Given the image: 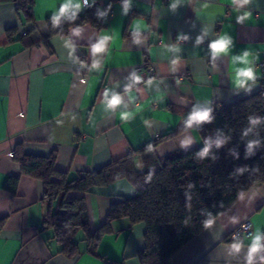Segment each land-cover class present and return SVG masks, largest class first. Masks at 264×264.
Instances as JSON below:
<instances>
[{"label": "crops", "instance_id": "1", "mask_svg": "<svg viewBox=\"0 0 264 264\" xmlns=\"http://www.w3.org/2000/svg\"><path fill=\"white\" fill-rule=\"evenodd\" d=\"M109 1L96 0V3L107 5ZM62 2L34 0L36 22L34 30L25 37L22 30L28 26H23L16 4L11 0L0 1V264H140L134 255L144 246V226L131 225L125 217L111 220L110 232L103 235L92 250H87L84 235L78 233V254L67 257L59 253L55 241L46 240L47 233L40 231L43 216L50 209L42 200L43 184L39 179L23 175L11 152L17 143H21L28 154L47 155L55 151L56 168L72 178L159 139L154 149L158 157L186 152L179 147L185 135L196 139L187 151L196 148L201 139L195 128L165 137L183 126V119L193 104L211 99L215 109L255 93L262 84L259 79L250 94H234L229 80V60L222 58L213 66L207 54L208 40L218 33L228 32L234 38L235 52L251 48L261 58L264 54V0L258 3L254 0L250 6L252 19L245 25L235 23L229 0H187L175 12L168 9L171 0H133L132 9L138 11L133 17H129V13L121 15V1L114 2V15L105 26L81 25V35L73 38L77 45L76 56L85 55L84 60L79 59L90 65L89 42H95L102 30L112 36L109 52L102 57L101 72L80 69L68 59L60 34L47 36L45 19L51 17ZM206 2L208 7L204 8ZM86 10L84 8L79 15ZM139 17L151 25L143 32L148 39L142 45L134 44L131 34L124 35L125 30L130 33L129 26ZM10 28H18V32L13 40L7 41L5 32ZM203 28L208 30L209 36L202 45L194 47ZM180 33L188 34L190 39L179 42L180 53L167 52L161 40L165 44L176 43ZM175 55H179L182 62L173 72L170 61ZM133 70L139 72L145 82L155 77L159 92L156 84L139 85L143 93L133 92L135 101L129 110L135 111L137 107L141 110L134 120L122 123L119 110L115 115L103 111L100 93L104 87L117 82L120 88L116 90L122 91L127 83L125 78ZM257 74L259 76L258 70ZM144 119L151 122V127L144 125ZM137 160H141L138 155ZM10 176L19 177L15 193L4 187ZM117 184L120 191L116 190ZM130 188L133 187L126 180L120 179L84 195L92 231L104 223L112 203L134 193L123 191ZM75 195L79 194H71ZM232 216H238L241 223H251L250 231L261 227L264 232V182L252 188L243 201L237 200L216 217L211 229H203L167 264H245L250 239L243 238L245 247L239 255H229L230 241L226 238L240 225L230 223Z\"/></svg>", "mask_w": 264, "mask_h": 264}, {"label": "trees", "instance_id": "2", "mask_svg": "<svg viewBox=\"0 0 264 264\" xmlns=\"http://www.w3.org/2000/svg\"><path fill=\"white\" fill-rule=\"evenodd\" d=\"M11 1L23 17V26H28L22 30L24 36L28 37L36 22L34 0ZM113 3L109 1L107 5ZM137 13L131 8L129 17ZM45 22L47 36L67 35L69 29L76 25L90 24L101 28L107 23L96 17L94 7L78 15L74 23L65 22L62 28H52L50 17ZM17 32L18 28L7 29V41L13 40ZM124 35H130L128 30L124 31ZM78 57L85 59L83 54ZM251 114L264 116V84L255 93L215 108V121L204 125L202 130L196 129L201 139L200 145L186 152L158 157L155 150L145 153L144 145L100 168L79 172L72 178L56 168L55 151L47 155L28 154L23 145L17 143L12 158L20 166L23 175L39 179L43 184L42 200L50 205V209L43 216L40 231L47 233L46 240L55 241L59 253L67 257L78 254V233L84 235L88 243L87 250H92L101 237L110 232V221L125 217L131 225L144 226V246L134 255L138 262L167 264L173 255L204 229L202 221L206 217L201 214L202 210L211 211L214 216L218 212L223 213L238 200L237 193L241 189L264 182V124L256 126L242 137V129L248 127L247 116ZM217 129L230 135L231 139L220 149L213 146L212 154L218 157L217 160L213 161L211 157L197 160L195 153L203 148V137L216 139ZM180 130H183V126L165 137ZM253 139H260V146L253 155L245 158L246 145ZM158 141L160 139L150 142L154 149ZM229 149L238 153V158L230 154ZM137 155L144 162L143 170L135 167ZM244 166H247V170L243 174L236 171ZM150 169H154V174L151 181L146 183L145 177ZM230 173L233 174L231 177ZM120 179L126 180L135 189L134 193L112 203L104 223L92 231L86 216L84 195ZM18 180L17 176H10L4 187L15 193ZM189 183L194 184V187L189 188ZM72 193L79 195L71 196ZM221 201L223 208L218 206ZM226 240L231 241L228 237Z\"/></svg>", "mask_w": 264, "mask_h": 264}, {"label": "clouds", "instance_id": "3", "mask_svg": "<svg viewBox=\"0 0 264 264\" xmlns=\"http://www.w3.org/2000/svg\"><path fill=\"white\" fill-rule=\"evenodd\" d=\"M187 0H171L168 5V9L175 12L178 6L184 4ZM254 0H229V6L233 13H235V23L238 25H245L246 22L252 19L251 5ZM258 3V0H256ZM96 4V0H63L59 5V8L52 12L50 17V23L52 28H62L65 22L74 23L78 19L79 13L84 8H91ZM133 5V0H122L121 2V15L127 16ZM204 8L208 7L207 2L203 5ZM112 8L109 4L104 10L96 9L95 15L100 20H105ZM151 25L142 17L133 20L129 26L131 38L134 44L142 45L147 42L148 37L143 34L144 31L150 29ZM194 27V25H193ZM82 27L76 25L70 29V33L67 36L60 34V39L63 41V47L68 50V59L74 64H78L80 69L87 68L89 72H101L104 68V63L102 57L109 52V41L112 40V36L108 34L107 30H102L101 34L95 40V42H89V54L92 57L91 64H87L85 61H81L79 57L76 56L77 45L75 43L74 37H79L82 32ZM209 36L207 29L203 28L200 35H197L194 47H199L205 41V38ZM190 36L188 34L180 33L176 37V43L165 44L164 40H161V44L167 52L180 53L181 52V41H188ZM235 41L233 36L228 32H221L216 35L214 39L208 40L207 43V54L210 62L213 66H216V62L222 58H228L231 65V72L229 75V80L231 83V90L234 94L239 95L243 92L245 94H250L254 87L258 85V81L261 77L257 74V61L260 59V54L251 48H244L238 53L234 51ZM182 62V58L179 55H175L170 61L172 65V71L176 72V66ZM127 83L123 85L122 91H117L120 88V83L117 82L111 87H104L103 91L100 93V104L104 112H110L116 114L119 110V119L122 123H128L135 119L138 112L141 110L139 107L135 111L129 110L130 104L134 103L135 96L133 92L143 93V89L139 87L142 83H146L147 86L151 87L156 84L155 77H149L145 82L144 77L133 70L126 78ZM163 82V81H161ZM177 83L179 81L177 80ZM156 91L159 92V85L156 84ZM125 96L128 99H125ZM212 100L206 99L204 101H197L193 104L190 112L183 119V129H197L202 130L203 126L206 124H212L215 121L214 109L211 106ZM75 120V116L72 117ZM248 127L242 129V137H245L251 132L256 126L264 124V116L251 114L247 116ZM62 123V121H58ZM143 123L146 127H151V122L148 119H144ZM231 139L230 135H225L222 131L217 129L216 139H212L211 136L203 137V148L195 153L197 160H205L211 157L213 161L217 160L218 157L212 154V148L215 146L217 149L225 146ZM196 143V139L191 135H185L183 139L179 142V147L184 151H187L193 144ZM260 146V139L249 140L246 145L245 158L254 154V150ZM154 151V146L152 143H148L144 148L145 153H151ZM229 153L235 158H238V153H235L233 149H229ZM135 167L139 170H143L144 162L143 160H137L134 162ZM247 170V166L237 168L236 171L243 174ZM258 170V169H254ZM154 174V169H150L145 177V182H150ZM233 174L230 173V177ZM189 188L194 187V184L189 183ZM256 185H251L248 189H241L237 193V199L243 201L248 192L255 188ZM116 190L120 191V185H116ZM134 188L123 189L125 192H132ZM220 208L224 207L221 201L218 205ZM202 215L206 218L202 221V227L205 230L211 229L216 223V216L222 215V213H216L214 216L211 211L206 209L202 210ZM230 223L232 225L240 224L241 228L245 233L249 235L245 238L250 239L251 243L247 245V252L244 256L245 264H264V232L261 231V227H256L254 231H249L252 229V224H241L240 218L238 216H232L230 218ZM229 255H239L242 249L245 247L243 239L237 236V233H232L231 241L228 244Z\"/></svg>", "mask_w": 264, "mask_h": 264}, {"label": "built area", "instance_id": "4", "mask_svg": "<svg viewBox=\"0 0 264 264\" xmlns=\"http://www.w3.org/2000/svg\"><path fill=\"white\" fill-rule=\"evenodd\" d=\"M117 1H120V0H110V2H117ZM108 5H103V4H100V3H96L93 7H94V11L96 12V9L99 8L100 10H104L105 8H107ZM114 15V8L112 6L109 14H108V17L106 19V21L108 22ZM105 21V20H104ZM257 70H258V73H259V77L260 78V81L262 84H264V54H262L260 60L258 61L257 63ZM11 157H13V153L11 152ZM241 224H249L248 221H245ZM250 231V230H249ZM237 233V236L240 237L241 239L247 237L249 235V233H245L243 231V229L241 228V226L239 225L238 227H236L235 229H233L231 232H229L228 234V239L231 240L232 238V233Z\"/></svg>", "mask_w": 264, "mask_h": 264}]
</instances>
